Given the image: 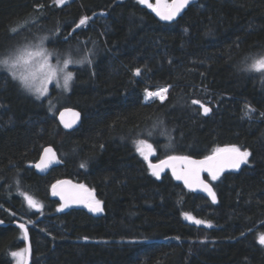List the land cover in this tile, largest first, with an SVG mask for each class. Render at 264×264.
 <instances>
[{"label": "trees", "instance_id": "1", "mask_svg": "<svg viewBox=\"0 0 264 264\" xmlns=\"http://www.w3.org/2000/svg\"><path fill=\"white\" fill-rule=\"evenodd\" d=\"M40 39L55 58L88 52L91 63L71 67L74 82L58 111L0 74V219L27 224L32 264H264V72L245 70L264 55V0H195L172 22L138 0L64 8L0 0V58ZM161 87L170 89L166 101L146 103L145 89ZM246 105L255 111L246 114ZM65 107L83 115L73 132L57 119ZM138 140L154 145L155 162L231 146L252 155L239 174L206 178L213 204L169 174L152 175ZM49 146L64 165L43 177L31 164ZM64 178L95 189L103 211H58L52 188ZM185 214L213 227L189 224ZM25 248L20 229L0 227V264H16L11 253Z\"/></svg>", "mask_w": 264, "mask_h": 264}, {"label": "snow or ice", "instance_id": "2", "mask_svg": "<svg viewBox=\"0 0 264 264\" xmlns=\"http://www.w3.org/2000/svg\"><path fill=\"white\" fill-rule=\"evenodd\" d=\"M53 2L62 6L66 3V0H53ZM192 0H173L171 5L166 6L167 10L161 11L159 3L155 7L149 0H138L139 4L146 5L148 8H151L157 16L160 17L161 20L171 22L175 20L180 13L189 6ZM89 20V17L84 16L80 19L79 23L76 25L77 28L82 25H86ZM16 29H10V33L14 36L16 34ZM43 41H41V45ZM39 62L40 71L42 73V80L45 85L51 83L53 80L56 81L57 85L63 87L64 90H70L71 81L73 80V72L68 71L70 65H83L84 63H91V60L85 56L80 60H73L71 56L65 59L62 63V67L59 68V72H63L62 83L59 78V72L56 69H53L50 64V54L46 53L43 50L42 46H35V49L25 46L13 49L10 54H8L7 58H0V66L4 70H7L9 75L14 79L18 80L20 85L32 92L33 94H37V97H41L47 94V87L37 88L35 86V73H27L25 69L31 67L34 63ZM44 69H48V71H44ZM247 71H255V72H264V55L259 57H253L251 59V63L247 64ZM135 76L141 75V70L136 68L134 70ZM168 87H164L162 89H158L156 91H149L145 89V94L149 98H159L161 101L166 99V93L168 92ZM192 104H200V107L203 109V114L208 115L211 112L209 107L204 106L198 100H192ZM255 111V109L246 105V114H250ZM77 117L79 113H74ZM264 115V113H261ZM61 122L64 123L65 128L71 127L70 124L64 122V113H60ZM137 151L143 156V158L148 161L149 167L152 169V175L156 176L157 179L160 178V172L163 166L169 165L170 161L175 160H183L186 161L191 167L188 172L185 174H177L175 168H173V175L176 176V179L183 180L185 185L189 188L200 187L203 191L207 192L211 197L212 202L216 203V193L213 191L212 187L205 183L204 180L200 178V173L203 171H207L211 176L212 180L219 179L220 175L224 172L226 168L239 170L242 164H247L249 162V157L252 153L248 150H241L237 146H231L224 149H217L216 152L212 156L206 157L204 160L197 161L192 160L187 156H169L167 160L161 161L159 164H153L150 160V156L155 154V149L151 144L147 143L145 140L136 141ZM147 149V152L145 151ZM46 153H52V149L48 148L45 150ZM55 155V153H53ZM81 167H85L84 164H81ZM53 194L56 195L58 193L55 192V186H53ZM25 199L28 201L29 206L36 208L41 207L42 205H37L36 201L32 199L30 196H25ZM61 199H65V204L58 209V211H63L65 207L70 206L68 200L61 195ZM100 201H93L86 204V207L89 208V211L92 212H102L103 208L100 206ZM185 218L191 220L195 224H205L206 222L200 219H196L189 214H185ZM211 224H207V227H211ZM21 228H24V225H20ZM25 237L27 236V229H24ZM258 242L260 245L264 246V234H260L258 237ZM11 255L13 257H20L23 253L20 252H12Z\"/></svg>", "mask_w": 264, "mask_h": 264}, {"label": "water", "instance_id": "3", "mask_svg": "<svg viewBox=\"0 0 264 264\" xmlns=\"http://www.w3.org/2000/svg\"><path fill=\"white\" fill-rule=\"evenodd\" d=\"M153 2H155L156 5H157V3H159L161 11L167 10L166 6L169 5V0H149V3H151L152 5H153ZM172 2H173V0L171 1V4H172ZM194 2H195V0H192V2L189 4V6L187 8H185L177 18H179ZM149 9L153 12V14L158 19H160V17L157 16L156 13L151 8H149ZM161 21L168 22V21H164V20H161ZM203 105L206 107H209L211 109V112L208 115H204L203 109L201 108L203 116L209 117L212 114V108L207 104H203ZM60 113H64V122H67L68 124H70L71 127H69V128L64 127V123H62L61 119H60ZM74 113H79V116L77 117L76 115H74ZM57 119H58V122H59L61 128L64 131L73 132L81 126L82 121H83V115L77 109L65 107V108H62L58 112ZM48 148L52 149V153H46L45 152V150ZM45 150L43 151L38 162H36L35 164H31V167L35 169L36 173L40 176H43V177L48 176L53 169L61 167L64 165V162L61 160L58 152L56 151V149L54 147L49 146V147L45 148ZM53 153H55V155H53ZM154 157H155V154L151 155V157H150V160L153 164H159L161 161L168 159V158H165L159 162H154V161H152V159ZM189 158L192 160L201 161V160H204L206 157H203V158L189 157ZM245 165L246 164H242L240 166L239 170L226 168L224 170V172L220 175V177L227 175V174H239L243 170ZM148 166H149V164H148ZM191 167H193V166L189 165L186 161H183V160L170 161L169 165L162 167L159 180L163 179L166 175L169 174L174 181L183 185L187 191L194 193V194L202 195L212 202V199L208 195V193L203 191L200 187L189 188L187 185H185L183 180H178V179H176V176L173 175V168H175V171L177 174L183 175L186 172H188V170ZM200 178L202 180H204L205 183H208L212 187V185L206 180V178L211 179V176L209 175V173L207 171L201 172ZM54 186H55V192L58 194L54 195L53 194V188H52V196L60 204V208L62 205L65 204V199H61V195H63L68 200V202L70 204V206L65 207L64 210L61 212L68 213L71 210H81V211H85L86 213H88L89 215H92V216H97L100 214V212L89 211V208L86 207L87 203L98 200L97 192L95 189H92L91 187L85 186L84 184H81V183H79L73 179H69V178L61 179L60 181L55 183ZM212 189L215 192L213 187H212ZM217 200L218 199H217V195H216V201ZM213 204H217V202L213 203ZM21 224L24 225V228L20 227ZM9 225H12V226H14V227H16L22 231V233L24 235V239H25V244H26L24 264H32L33 246L31 243V236H30V232H29L27 224L20 222V221H16V222L9 224V223H6L0 219V227H8ZM24 229H27V236L26 237H25Z\"/></svg>", "mask_w": 264, "mask_h": 264}, {"label": "rangeland", "instance_id": "4", "mask_svg": "<svg viewBox=\"0 0 264 264\" xmlns=\"http://www.w3.org/2000/svg\"><path fill=\"white\" fill-rule=\"evenodd\" d=\"M74 0H68L64 5H62V6H58V5H56L58 8H64L65 6H68L69 4H71L72 2H73ZM170 3H171V1H169V5H170ZM155 5H156V3L155 2H153V6L155 7ZM82 26H85V25H82ZM41 41H43V44L41 45ZM38 45H40V46H42V48H43V50H45V52L46 53H48V54H50V64H51V66H52V68L53 69H56L58 72H59V68L60 67H62V63H63V61H64V59H63V57L62 56H56V58L58 59L57 61H56V58H55V51L53 50V49H51L50 47H49V45H48V42L45 40V39H40V40H37L36 42H33V43H31V44H28V45H24V46H21V47H25V46H29V47H31V48H33V50L35 49V46H38ZM88 53V52H87ZM87 53L83 56V57H81V59H83L85 56H87ZM73 54V53H72ZM71 54V55H72ZM79 54V52H77V53H75L73 56L74 57H76L77 55ZM69 56L67 55V57H66V59L68 58ZM4 58H7V57H4ZM72 58V57H71ZM73 59V58H72ZM79 59V58H78ZM78 59H74V61L75 60H78ZM80 60V59H79ZM74 65V64H73ZM73 65H70L69 66V68H68V71H72L71 70V67L73 66ZM25 71L27 72V73H35V86L37 87V88H44V87H47V94L46 95H43V96H41V97H37V94H33L32 92H29L28 90H26L25 88H23L22 86V89L26 92V93H28L29 95H31V96H34V97H36V98H38V99H51V100H53V108L55 109V111H58L62 106H64L65 105V103H66V100H67V96H68V94L70 93V91H71V88H72V85H73V82H74V74H73V80L71 81V86H70V90H68V91H66V90H64L63 89V87H61V86H59V85H57V83H56V81L55 80H53L51 83H49V84H47V85H45L44 84V82H43V80H42V73H41V71H40V67H39V62H36V63H34L31 67H29V68H27V69H25ZM44 71L46 72V71H48V69H44ZM3 73H7V74H9L8 72H7V70H4L3 68H2V66H0V74H3ZM62 77H63V72H59V78H60V80H61V83H62ZM14 81H17L18 83H19V81L18 80H14ZM20 84V83H19ZM162 88H164V87H161V88H158V89H162ZM158 89H155V90H149V91H156V90H158ZM168 89H169V87H168ZM169 91H170V89L168 90V92L166 93V99H167V97H168V93H169ZM166 99H164L163 101H161L159 98H149V97H147V96H145V101H146V103H151V102H154V101H161V102H164V101H166ZM147 143H149V144H151L152 145V147L155 149V147H154V145L152 144V143H150V142H148L147 141ZM137 147V146H136ZM170 149V148H169ZM168 150V149H167ZM145 151L147 152V149H145ZM140 153V152H139ZM155 154H156V150H155ZM141 155V154H140ZM141 157L143 158V156L141 155ZM151 157V156H150ZM144 159V158H143ZM36 211H39V212H41V211H43V206H42V208L41 207H38L37 209H36ZM192 216V215H191ZM193 217V216H192ZM184 219H185V221L187 222V223H189V224H193V225H201V226H204V227H207V224H211L212 225V223H209V222H206L205 224H195V223H193L191 220H188V219H186L185 218V216H184ZM197 219V218H196ZM213 227V225L211 226V227H207V228H212ZM25 250H22L20 253H23V255L22 256H20V257H16V264H24V262H25Z\"/></svg>", "mask_w": 264, "mask_h": 264}, {"label": "flooded vegetation", "instance_id": "5", "mask_svg": "<svg viewBox=\"0 0 264 264\" xmlns=\"http://www.w3.org/2000/svg\"><path fill=\"white\" fill-rule=\"evenodd\" d=\"M169 1H172V0H169ZM170 4H171V3H170ZM154 158H155V157H154ZM154 158L152 159V161H154V162H155V159H154Z\"/></svg>", "mask_w": 264, "mask_h": 264}, {"label": "bare ground", "instance_id": "6", "mask_svg": "<svg viewBox=\"0 0 264 264\" xmlns=\"http://www.w3.org/2000/svg\"><path fill=\"white\" fill-rule=\"evenodd\" d=\"M68 0H66V2H67Z\"/></svg>", "mask_w": 264, "mask_h": 264}]
</instances>
